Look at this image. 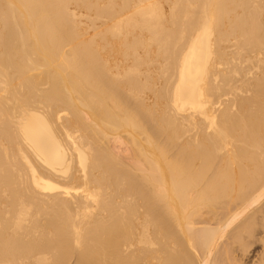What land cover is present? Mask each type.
Here are the masks:
<instances>
[{
	"label": "bare ground",
	"instance_id": "1",
	"mask_svg": "<svg viewBox=\"0 0 264 264\" xmlns=\"http://www.w3.org/2000/svg\"><path fill=\"white\" fill-rule=\"evenodd\" d=\"M260 204L264 0H0V264H264Z\"/></svg>",
	"mask_w": 264,
	"mask_h": 264
},
{
	"label": "rangeland",
	"instance_id": "2",
	"mask_svg": "<svg viewBox=\"0 0 264 264\" xmlns=\"http://www.w3.org/2000/svg\"><path fill=\"white\" fill-rule=\"evenodd\" d=\"M263 204V203H262ZM262 204H260L259 206H258V208L257 209H259V210H257L256 209V215L257 214H259L258 216H260L261 218H264V214H262L261 215V210H260V208L262 207L263 208V210H264V205H262ZM258 212V213H257ZM260 212V213H259ZM263 216V217H262ZM256 234H261V231H260V229L258 230V232L256 233ZM252 240V239H251ZM255 239H253V241H254ZM256 241V243H251V247L249 246V252L247 251V253H246V255L244 256V260H246V261H248V260H252V259H254V254L255 253H258V252H260L262 249L261 248H263L262 246H263V243L261 244V242L259 241L258 242V240H255ZM68 264H75V258H73V259H71L70 261H69V263Z\"/></svg>",
	"mask_w": 264,
	"mask_h": 264
}]
</instances>
